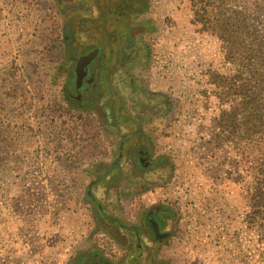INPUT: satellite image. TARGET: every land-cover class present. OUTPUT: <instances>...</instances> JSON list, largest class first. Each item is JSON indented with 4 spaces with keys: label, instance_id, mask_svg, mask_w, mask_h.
Returning <instances> with one entry per match:
<instances>
[{
    "label": "rangeland",
    "instance_id": "obj_1",
    "mask_svg": "<svg viewBox=\"0 0 264 264\" xmlns=\"http://www.w3.org/2000/svg\"><path fill=\"white\" fill-rule=\"evenodd\" d=\"M40 1L39 7L33 0H0V264L64 263L85 220L74 206L75 192L60 179L66 160L78 150L72 138L81 130L80 121L91 118L83 120L70 109L67 113L60 79L51 85L53 62L60 58L50 46L48 11L54 5L47 0L43 9ZM147 5L164 30L155 83L172 89L177 101L165 135L177 141L173 159L182 195L177 204L180 234L208 237L205 251L186 264H264V235L241 225V189L227 184L245 168H236L237 153L226 155V147L214 143L224 106L211 94L206 72L229 73L221 44L193 24L190 0H147ZM55 9L54 22L61 25L59 7ZM249 175L244 171L251 182ZM109 204L103 198L99 202L104 209ZM177 240L171 247H179Z\"/></svg>",
    "mask_w": 264,
    "mask_h": 264
},
{
    "label": "flooded vegetation",
    "instance_id": "obj_2",
    "mask_svg": "<svg viewBox=\"0 0 264 264\" xmlns=\"http://www.w3.org/2000/svg\"><path fill=\"white\" fill-rule=\"evenodd\" d=\"M50 1V46L60 56L51 85L60 79L67 113L91 118L80 121L72 138L78 150L64 158L60 179L85 218L64 263L183 264L171 248L182 215L161 197L177 174L175 161L161 152L177 101L172 89L155 83L160 19L152 20L147 0ZM102 198L110 211L99 205Z\"/></svg>",
    "mask_w": 264,
    "mask_h": 264
},
{
    "label": "trees",
    "instance_id": "obj_3",
    "mask_svg": "<svg viewBox=\"0 0 264 264\" xmlns=\"http://www.w3.org/2000/svg\"><path fill=\"white\" fill-rule=\"evenodd\" d=\"M38 1L33 0L37 5ZM48 1H43V9ZM190 8L193 24L218 39L230 66L226 75L206 72L211 94L224 106L217 121L215 148L226 147V155L238 154L236 168L245 170L228 178L227 184L236 183L241 189L247 209L244 215V208H239L241 225L257 236L264 235V22L260 19L264 18V0H190ZM249 150L258 154L250 157Z\"/></svg>",
    "mask_w": 264,
    "mask_h": 264
},
{
    "label": "built area",
    "instance_id": "obj_4",
    "mask_svg": "<svg viewBox=\"0 0 264 264\" xmlns=\"http://www.w3.org/2000/svg\"><path fill=\"white\" fill-rule=\"evenodd\" d=\"M175 143H177V141L174 138H171V137L168 138V140H166L162 144L161 152L163 154L169 155L170 158H172V159L175 158V154H176V149L174 148ZM176 178L174 179L172 187L170 189H168L167 191H165L163 194H161V197H162V199H166L169 202L177 205L178 202H180L182 195L179 191V186H177L175 183ZM191 206L192 205L189 204L188 209ZM203 214H204V212H203ZM188 229L190 230L189 227H188ZM180 235H183L182 239L179 238ZM185 235H187V236L185 237ZM177 239L178 240L180 239L179 247H177V248L171 247V248L173 249V253L176 255V257L183 264L188 263L190 259L195 260L197 257L200 256L201 251H205L204 247L208 246L207 235L204 238H201V237L198 238L196 236L192 237V235H188V234L183 233V234L177 235V237L173 240V242H176Z\"/></svg>",
    "mask_w": 264,
    "mask_h": 264
},
{
    "label": "water",
    "instance_id": "obj_5",
    "mask_svg": "<svg viewBox=\"0 0 264 264\" xmlns=\"http://www.w3.org/2000/svg\"><path fill=\"white\" fill-rule=\"evenodd\" d=\"M84 65H85V62L84 61H80L79 63H78V65H77V67H76V78H78V79H80L81 78V76H83L84 75V73H83V67H84ZM81 80V79H80ZM79 80V81H80Z\"/></svg>",
    "mask_w": 264,
    "mask_h": 264
}]
</instances>
